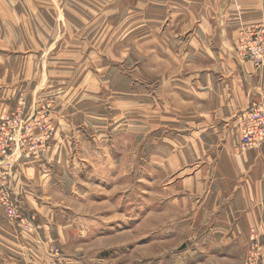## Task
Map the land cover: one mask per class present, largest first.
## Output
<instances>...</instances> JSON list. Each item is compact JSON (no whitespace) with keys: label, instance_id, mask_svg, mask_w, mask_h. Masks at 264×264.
Returning a JSON list of instances; mask_svg holds the SVG:
<instances>
[{"label":"rangeland","instance_id":"1","mask_svg":"<svg viewBox=\"0 0 264 264\" xmlns=\"http://www.w3.org/2000/svg\"><path fill=\"white\" fill-rule=\"evenodd\" d=\"M180 1L0 0V119L23 106L20 99L27 111L47 103L55 128L48 145L55 136L72 144L71 178L59 180L69 193L53 205L62 209L52 208L56 219L48 222L22 204L34 227L11 221L19 235L32 234L33 246L26 251L25 238L0 240V264H35V249L43 264L248 261L256 228L237 242L233 222H177L184 215L180 205L165 201V187L177 188L167 196L178 198L186 176L179 170L169 178L166 164L158 163L163 146L157 148L182 132L165 127L161 112L165 96L182 104L170 84L179 63L165 50L184 36L167 30L169 10H179ZM164 203L178 211L164 214ZM258 237L264 244L263 234ZM53 245L56 258L48 252ZM263 256L256 264H264Z\"/></svg>","mask_w":264,"mask_h":264},{"label":"crops","instance_id":"2","mask_svg":"<svg viewBox=\"0 0 264 264\" xmlns=\"http://www.w3.org/2000/svg\"><path fill=\"white\" fill-rule=\"evenodd\" d=\"M180 5L179 10H169L170 6L166 10L167 30L173 35L175 29H181L184 36L174 39L165 50L172 63H179L170 84L182 104L175 106L172 96H165L161 112L165 127L182 132L171 141L165 138L157 148L163 146L158 163L166 164L169 178L179 170L186 176L179 180L178 198L167 196L177 188L165 187V201L180 205L184 215L177 222H233L231 237L245 243L249 228L264 236V152H235L240 141L235 114L264 100V65L255 67L239 58L235 42L241 25L264 23V0H181ZM56 138L39 158L19 160L11 176V187L20 202L48 222L56 219L50 217L52 208L59 210L55 214L62 209L53 205L59 202L57 196L69 193L70 187H64L71 178L72 144ZM173 146L177 147L174 154ZM188 168L192 171H185ZM62 178L66 180L59 183ZM164 206L166 215L178 211ZM2 216L0 222H6L8 229L0 224V240L19 242L25 238V250L33 246L32 234L21 231L19 235L0 207ZM33 254L35 264H43L36 249Z\"/></svg>","mask_w":264,"mask_h":264},{"label":"built area","instance_id":"3","mask_svg":"<svg viewBox=\"0 0 264 264\" xmlns=\"http://www.w3.org/2000/svg\"><path fill=\"white\" fill-rule=\"evenodd\" d=\"M237 55L251 61L255 67L264 64V27L262 24L243 26L235 43ZM19 107L12 114L0 119V207L10 219L32 229L33 223L23 218L22 203L7 186L11 183L12 170L19 160H33L41 156L54 137V126L49 118V104L36 105L27 111L24 100L20 99ZM240 132V141L235 149L244 152L258 149L264 152V101L251 104L235 116ZM258 236H252L253 251L247 256L248 264H256L262 257L264 244L258 242ZM256 239L257 241H255ZM255 249V250H254ZM49 254L56 258L58 250L55 245L48 248ZM246 259V260H247ZM247 262L245 264H247Z\"/></svg>","mask_w":264,"mask_h":264},{"label":"bare ground","instance_id":"4","mask_svg":"<svg viewBox=\"0 0 264 264\" xmlns=\"http://www.w3.org/2000/svg\"><path fill=\"white\" fill-rule=\"evenodd\" d=\"M242 27H243V26H242ZM242 27H241V28H242ZM241 28H240V30H241ZM240 30H239V31H240ZM238 34H239V32H238ZM237 39H238V36H237ZM236 41H237V40H236ZM262 254L264 255V248L262 249ZM263 255H262V256H263Z\"/></svg>","mask_w":264,"mask_h":264}]
</instances>
